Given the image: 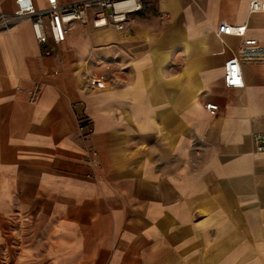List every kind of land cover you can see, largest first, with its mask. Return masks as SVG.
I'll return each mask as SVG.
<instances>
[{"label": "crops", "instance_id": "0c3cea01", "mask_svg": "<svg viewBox=\"0 0 264 264\" xmlns=\"http://www.w3.org/2000/svg\"><path fill=\"white\" fill-rule=\"evenodd\" d=\"M251 1L143 0L123 31L75 23L46 47L30 20L0 31V264H264V63L225 83L264 52Z\"/></svg>", "mask_w": 264, "mask_h": 264}, {"label": "built area", "instance_id": "2783aa9c", "mask_svg": "<svg viewBox=\"0 0 264 264\" xmlns=\"http://www.w3.org/2000/svg\"><path fill=\"white\" fill-rule=\"evenodd\" d=\"M15 10L11 15H0V31H6L16 26L23 20H30L33 37L41 47L60 45L66 38L70 27L75 23L87 24L90 22L94 29L112 28L123 31L129 23L144 10L143 0H82L71 4L61 5L57 0H45V4L39 7L35 0H14ZM264 12V0H252L249 4V13ZM246 27H233L220 23L218 35H235L243 38ZM245 47H256V40H245ZM264 63V52L244 53L239 60L232 61L225 71V83L228 87H236L241 84V65L250 61ZM89 86L97 90L105 89V77H91ZM41 87H35L29 92L31 104H36L41 95ZM210 113L218 111V107L212 104L205 105ZM77 132L81 140H86L93 132V121L85 116H77ZM255 151L264 152V132H256L252 136ZM86 162L100 168L98 153L91 150L86 155Z\"/></svg>", "mask_w": 264, "mask_h": 264}]
</instances>
